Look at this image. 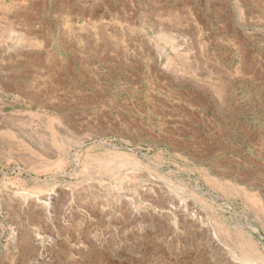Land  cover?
Masks as SVG:
<instances>
[{
  "label": "rangeland",
  "instance_id": "obj_1",
  "mask_svg": "<svg viewBox=\"0 0 264 264\" xmlns=\"http://www.w3.org/2000/svg\"><path fill=\"white\" fill-rule=\"evenodd\" d=\"M0 264H264V0H0Z\"/></svg>",
  "mask_w": 264,
  "mask_h": 264
},
{
  "label": "crops",
  "instance_id": "obj_2",
  "mask_svg": "<svg viewBox=\"0 0 264 264\" xmlns=\"http://www.w3.org/2000/svg\"><path fill=\"white\" fill-rule=\"evenodd\" d=\"M210 1H211V0H210ZM209 3H210V2H209ZM209 3H208L209 7H207V8H205V7L202 8L201 6H202L203 4L200 3L201 5H199V6L196 7L195 9H194V8H193V9H194L195 11L199 12V13H197V15L202 14V12H205V11L208 12V13H210V14H212V13H216V9H217V7H215V6H214V7H210V5H213L214 3H211V4H209ZM214 5L218 6L217 3L214 4ZM226 9H227V8H226ZM207 10H208V11H207ZM229 14H230V13H229ZM197 94H199V93H197ZM197 98H199V97H197ZM197 98H196V99H193V100H190L189 97H187V98L185 97L184 99H185V101H187V102L189 101L190 104H193V105H196V104H197V105H200L202 102H200L201 100H199V99H197ZM189 102H188V103H189Z\"/></svg>",
  "mask_w": 264,
  "mask_h": 264
},
{
  "label": "bare ground",
  "instance_id": "obj_3",
  "mask_svg": "<svg viewBox=\"0 0 264 264\" xmlns=\"http://www.w3.org/2000/svg\"><path fill=\"white\" fill-rule=\"evenodd\" d=\"M119 10V9H118ZM172 15V14H171ZM87 19V18H86ZM30 30V29H29ZM28 33H31V32H29V31H27ZM201 102V101H200ZM47 195V194H46ZM55 195H57V194H55ZM42 197V196H41ZM44 197V196H43ZM45 199H47V201L46 202H49V200H51L52 199V196L51 195H47L46 197H44ZM55 198V197H54ZM44 200V199H43ZM41 202V201H40ZM49 204V203H48ZM254 228V227H253ZM212 235V234H211ZM41 239V238H40Z\"/></svg>",
  "mask_w": 264,
  "mask_h": 264
}]
</instances>
